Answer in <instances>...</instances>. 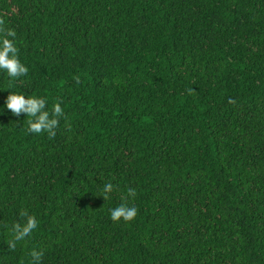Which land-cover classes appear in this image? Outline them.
I'll use <instances>...</instances> for the list:
<instances>
[{
    "label": "trees",
    "instance_id": "obj_1",
    "mask_svg": "<svg viewBox=\"0 0 264 264\" xmlns=\"http://www.w3.org/2000/svg\"><path fill=\"white\" fill-rule=\"evenodd\" d=\"M0 20L14 90L64 102L54 138L0 115V264H264V0H0Z\"/></svg>",
    "mask_w": 264,
    "mask_h": 264
},
{
    "label": "clouds",
    "instance_id": "obj_2",
    "mask_svg": "<svg viewBox=\"0 0 264 264\" xmlns=\"http://www.w3.org/2000/svg\"><path fill=\"white\" fill-rule=\"evenodd\" d=\"M2 25L3 21L0 20V72L5 73L8 77L5 87L10 91L4 105L0 106V115L4 113L5 108L15 117H20L23 114L26 117L29 133L47 134L49 138H54L59 121L64 116L62 107L64 102L62 99H58L49 108V100L46 96L38 93L27 94L23 90H14V82L18 78L27 77L29 68L20 58L16 31L12 28L5 29ZM113 191L114 185L111 182L106 183L101 189V196L106 200ZM128 195L135 198V190L130 189ZM137 215L138 209L130 206L127 202L121 203L110 211V218L113 222H120L121 220L131 222ZM22 216L26 217V220L14 223L10 228L8 245L13 251L18 244L29 238L39 226L35 215L25 211ZM42 256L41 251L33 250L31 252L32 264H41Z\"/></svg>",
    "mask_w": 264,
    "mask_h": 264
}]
</instances>
